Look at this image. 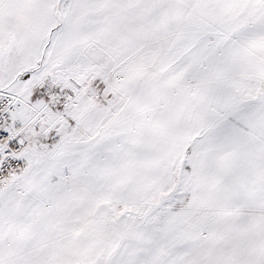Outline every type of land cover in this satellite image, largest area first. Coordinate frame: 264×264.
Instances as JSON below:
<instances>
[{"label": "snow or ice", "instance_id": "obj_1", "mask_svg": "<svg viewBox=\"0 0 264 264\" xmlns=\"http://www.w3.org/2000/svg\"><path fill=\"white\" fill-rule=\"evenodd\" d=\"M0 264H264V0H0Z\"/></svg>", "mask_w": 264, "mask_h": 264}]
</instances>
